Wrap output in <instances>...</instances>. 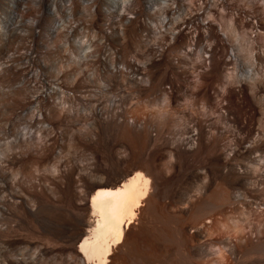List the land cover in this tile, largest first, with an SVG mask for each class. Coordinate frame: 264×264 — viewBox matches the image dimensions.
<instances>
[{
    "label": "bare ground",
    "instance_id": "6f19581e",
    "mask_svg": "<svg viewBox=\"0 0 264 264\" xmlns=\"http://www.w3.org/2000/svg\"><path fill=\"white\" fill-rule=\"evenodd\" d=\"M175 1L139 65L140 0H88L79 62L5 100L40 126L0 144V264H264V0Z\"/></svg>",
    "mask_w": 264,
    "mask_h": 264
},
{
    "label": "rangeland",
    "instance_id": "374dc122",
    "mask_svg": "<svg viewBox=\"0 0 264 264\" xmlns=\"http://www.w3.org/2000/svg\"><path fill=\"white\" fill-rule=\"evenodd\" d=\"M38 1L39 0H22V7L20 8L21 10L17 12L15 10H12L13 5H11L10 0H3L2 3H0V69L5 67V65L9 66L10 64L11 65L13 64L14 66H17L19 69L21 68L20 69L21 72L23 71V73H20L19 75L11 76L10 79L8 80L9 82L7 81L6 84H3L5 86H2V88H0V94H1L0 95V144H6L8 142H11L17 136L19 137L21 134L28 131L33 132L34 140H37L36 138H38L39 135L34 133L33 130L37 126H40V123L38 124L35 122L34 124L35 128L34 127L30 128V130H28L29 128L24 129V126L23 124H21V122L23 123L24 118H22V116L24 115L25 110H16V112H13L14 114L13 113L11 114V112L8 110V106H6L5 100H11V98L18 97V93L26 92L27 90L24 88L28 89V86L29 87L34 86L36 88V90L33 91L32 93L34 95L36 91L39 90V87L43 88L42 86H46L44 84L45 81L46 84H48V86L53 85L54 87L55 85L53 83L55 82V79L57 77V75L54 74H58L57 72H59L60 69L62 68L66 69L67 66L69 68L75 66L80 60L79 57L80 52L76 49H73L72 43L84 44L85 41L88 40V38H91L93 36V33L88 24V21L90 20L89 18H91V14H90L91 9H89L88 0H75V3L72 5L71 9L69 10L68 8H66L67 7L66 2L64 0H59L60 2H58V4H60L59 6L61 7L57 6L60 9L56 8L58 9L57 11L59 13L55 11V9L53 10L51 6H49L50 3L48 2L46 3L45 1L44 3ZM149 1H151V4L152 3L155 4L161 0H140V5H142L140 6L141 9L140 12L142 13V14L140 13V19L142 21L139 20V24L140 21L141 23L143 22L142 26H140L141 24L139 25L140 27H142L140 28L141 34H139L141 35L140 40L138 44L132 45L130 46L131 48L129 47L125 50V54L128 52V54L126 55L127 60L134 61L136 64L139 65L143 63L145 54H147L146 52L149 48L155 49L161 45H164L163 42L165 40L164 39L165 36L156 38L154 36L155 34L153 35L156 29L155 23L147 19V17L141 16L143 14L145 15V13L143 12L145 11ZM250 2L251 4H253L252 3L253 0L252 1L248 0L247 1L248 5L250 4ZM100 4L104 9L107 8L108 6H114L115 8H118L120 6V0H100ZM52 11H54L53 13L55 12L57 13L53 14ZM164 28H161V31L163 30L162 31L163 35L166 32ZM72 31H74L75 36L72 33ZM72 34L73 36H71ZM66 35H70L72 38L69 37L67 39ZM255 37L254 39H256ZM252 39H253V35H252ZM166 40L165 42L167 43ZM258 40L259 39H257V41L253 40V42L255 41L254 43L256 44V46L255 44L253 46L255 50L261 46V45L257 46L258 45L257 43L260 44L261 42L264 41V40L262 41L259 40L260 42H258ZM157 42H158L157 44L158 46L156 45ZM112 44L113 43L106 44L104 46L105 49L104 51L106 52L110 50V52H113L114 51L113 48L115 47V45ZM43 75L45 77L47 76V79L49 81L46 80V78H44ZM43 80L44 83H42ZM90 90L91 92L94 91V89L92 91V89H89V87H87V89L85 87V89L82 91V93L83 92L85 93L83 94L81 93V96L87 97L92 95V93L89 92ZM1 102L4 104H1ZM134 104H135V100H132L129 106ZM27 109L33 110V107L29 106ZM85 113H86L85 111L81 110L79 113V115L81 116L79 117H82L83 115L85 116ZM12 115L15 116L13 117ZM84 116L82 117V119L85 118ZM6 120L7 122H5ZM14 122L17 123L15 124ZM14 124L16 127L13 126ZM68 124L70 125V127L73 126L72 125L73 122H71V124L69 122ZM68 124L65 125V127L61 129V131H59L58 133L65 134L67 132L66 133L67 135L68 131L66 130L72 128V127L71 128L67 127ZM74 126H76V123L74 124ZM11 128L13 129L12 131L14 132L11 131ZM62 138H65V136L63 135ZM83 152L84 154L87 153L85 151ZM254 156L257 155L254 154ZM20 233L26 235V232L24 231H20ZM31 238L33 237L30 235V239Z\"/></svg>",
    "mask_w": 264,
    "mask_h": 264
}]
</instances>
